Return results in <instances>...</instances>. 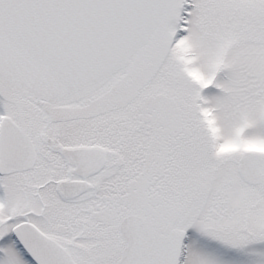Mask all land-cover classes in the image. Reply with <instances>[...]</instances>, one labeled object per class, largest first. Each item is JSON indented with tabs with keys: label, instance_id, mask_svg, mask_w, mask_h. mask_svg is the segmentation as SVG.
<instances>
[{
	"label": "snow or ice",
	"instance_id": "1",
	"mask_svg": "<svg viewBox=\"0 0 264 264\" xmlns=\"http://www.w3.org/2000/svg\"><path fill=\"white\" fill-rule=\"evenodd\" d=\"M0 264H264V0H0Z\"/></svg>",
	"mask_w": 264,
	"mask_h": 264
}]
</instances>
